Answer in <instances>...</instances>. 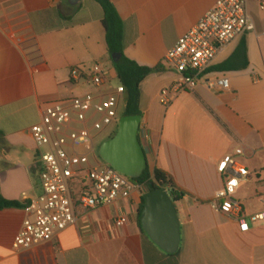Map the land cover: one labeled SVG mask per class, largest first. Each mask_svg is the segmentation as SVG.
<instances>
[{
  "label": "crops",
  "instance_id": "obj_1",
  "mask_svg": "<svg viewBox=\"0 0 264 264\" xmlns=\"http://www.w3.org/2000/svg\"><path fill=\"white\" fill-rule=\"evenodd\" d=\"M217 1L111 0L124 23L125 56L139 66L164 69L140 86L145 132L139 137L150 170L166 172L187 193L176 203L178 264H264V221L243 233L235 218L215 208L225 183L218 165L225 156L243 149L257 164L255 172L264 166V12L258 2L248 4L256 30L246 35V49H240L243 38L229 44L194 92L170 90L162 96L180 79L164 64L168 51ZM103 17L94 0L77 6L69 0H0V189L5 199L25 206L0 210V264H170L138 227L143 191L128 201L83 211L76 225L50 242L19 251L13 247L27 207L42 191L31 133L41 122L42 105L91 90L71 80L72 69L80 65L100 63L110 87L118 81ZM222 76L230 80L228 90L208 88L207 80ZM261 187L254 176L241 182L234 199L245 216L264 212ZM121 216L128 222L116 227L114 220Z\"/></svg>",
  "mask_w": 264,
  "mask_h": 264
},
{
  "label": "built area",
  "instance_id": "obj_2",
  "mask_svg": "<svg viewBox=\"0 0 264 264\" xmlns=\"http://www.w3.org/2000/svg\"><path fill=\"white\" fill-rule=\"evenodd\" d=\"M257 1L264 12V0H218L215 6L168 51L164 64L179 74V81L170 90L194 92L212 69L218 54L229 44L256 30L248 12V4ZM264 41V31L262 33ZM74 84H83L90 91L63 100L44 103L41 122L31 133L39 151L41 195L27 207L28 216L14 239L15 250H26L50 242L55 236L78 223L83 211L96 210L128 201L143 186L114 170L99 155L97 138L109 127L118 124L119 108L125 88L111 86L102 64L84 65L71 71ZM209 89L230 88L226 76L205 82ZM109 87V89H108ZM144 131L140 128V131ZM145 134V133H144ZM243 149L225 156L218 171L225 183L215 200V208L239 223L246 233L250 224L264 221V212L245 216L242 205L234 199L243 180L252 176L240 163ZM264 188V166L257 174ZM235 181V183H233ZM264 204V192L260 195ZM124 216L114 220L116 227L126 225Z\"/></svg>",
  "mask_w": 264,
  "mask_h": 264
},
{
  "label": "water",
  "instance_id": "obj_3",
  "mask_svg": "<svg viewBox=\"0 0 264 264\" xmlns=\"http://www.w3.org/2000/svg\"><path fill=\"white\" fill-rule=\"evenodd\" d=\"M77 6L80 0H69ZM115 61L120 55H113ZM142 116H122L116 135L102 144L100 157L114 170L139 179L148 168V159L140 141ZM145 202L141 215L142 230L151 242L168 255L176 254L181 244V226L176 202L166 188L152 190L143 195Z\"/></svg>",
  "mask_w": 264,
  "mask_h": 264
},
{
  "label": "trees",
  "instance_id": "obj_4",
  "mask_svg": "<svg viewBox=\"0 0 264 264\" xmlns=\"http://www.w3.org/2000/svg\"><path fill=\"white\" fill-rule=\"evenodd\" d=\"M94 1L103 9V25L106 31V42L110 60L115 68L118 82L125 88L123 116H142L140 111V86L148 76L155 73H162L164 69L159 66L155 68L142 67L128 59L124 54V23L115 6L111 0ZM243 48L246 49V36L241 40L240 49ZM117 54L120 55V59L115 61L112 56ZM1 137L2 133L0 132V138ZM113 137L112 135L110 139ZM134 182L143 186V189L146 190L145 193L159 188H166L176 203L182 201L187 196L186 192L177 188L173 178L160 169L151 171L148 167L143 176L134 180ZM144 205L145 202L142 198V203L137 215L138 227L141 230V234L157 252L162 254L163 258H168L170 264H178L177 257L179 256L180 250L174 255L164 253L151 242L148 235L142 230L141 215ZM22 208H25L22 203L5 199L0 189V210Z\"/></svg>",
  "mask_w": 264,
  "mask_h": 264
},
{
  "label": "rangeland",
  "instance_id": "obj_5",
  "mask_svg": "<svg viewBox=\"0 0 264 264\" xmlns=\"http://www.w3.org/2000/svg\"><path fill=\"white\" fill-rule=\"evenodd\" d=\"M113 84H115V86L118 84V81H116V78L113 81ZM79 94H75L74 96H77ZM123 111H124V103L122 102L119 108V116L120 118L123 116ZM118 132V124H115L111 127H109L108 129H106L96 140L95 144L97 147V150L99 151L100 147L102 146L103 143H105L106 141H108L110 139V137L113 135L115 136L116 133ZM248 158H241L240 159V163H242L251 173L252 176H254L255 178V182H258L257 180V174H262V170H257L258 172H255L254 167L257 166V164L252 163ZM263 188V187H261ZM146 190L143 189V192L145 193ZM258 200V199H257Z\"/></svg>",
  "mask_w": 264,
  "mask_h": 264
},
{
  "label": "clouds",
  "instance_id": "obj_6",
  "mask_svg": "<svg viewBox=\"0 0 264 264\" xmlns=\"http://www.w3.org/2000/svg\"><path fill=\"white\" fill-rule=\"evenodd\" d=\"M233 182H235V181H233Z\"/></svg>",
  "mask_w": 264,
  "mask_h": 264
},
{
  "label": "snow or ice",
  "instance_id": "obj_7",
  "mask_svg": "<svg viewBox=\"0 0 264 264\" xmlns=\"http://www.w3.org/2000/svg\"><path fill=\"white\" fill-rule=\"evenodd\" d=\"M233 183H235V182H233Z\"/></svg>",
  "mask_w": 264,
  "mask_h": 264
}]
</instances>
